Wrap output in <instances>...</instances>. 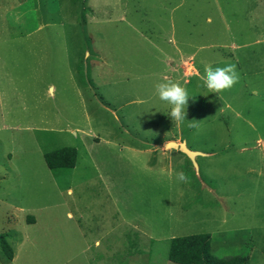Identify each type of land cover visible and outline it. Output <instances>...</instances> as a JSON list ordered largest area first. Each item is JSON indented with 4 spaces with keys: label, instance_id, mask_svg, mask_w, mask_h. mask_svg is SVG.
I'll use <instances>...</instances> for the list:
<instances>
[{
    "label": "rangeland",
    "instance_id": "1",
    "mask_svg": "<svg viewBox=\"0 0 264 264\" xmlns=\"http://www.w3.org/2000/svg\"><path fill=\"white\" fill-rule=\"evenodd\" d=\"M228 63L238 82L209 92ZM63 145L73 167L48 169ZM202 232L264 264V0H0V264H176L169 239Z\"/></svg>",
    "mask_w": 264,
    "mask_h": 264
},
{
    "label": "trees",
    "instance_id": "2",
    "mask_svg": "<svg viewBox=\"0 0 264 264\" xmlns=\"http://www.w3.org/2000/svg\"><path fill=\"white\" fill-rule=\"evenodd\" d=\"M42 158L46 167L52 171L71 168L75 163L76 151L72 146L63 145L43 152ZM0 250L5 259L10 261L13 252L5 233H0ZM166 258L176 264H246L245 259L240 255L230 257L213 255L210 251V235L207 232L171 237Z\"/></svg>",
    "mask_w": 264,
    "mask_h": 264
},
{
    "label": "clouds",
    "instance_id": "3",
    "mask_svg": "<svg viewBox=\"0 0 264 264\" xmlns=\"http://www.w3.org/2000/svg\"><path fill=\"white\" fill-rule=\"evenodd\" d=\"M236 64L228 63L225 66L213 67L211 64L204 66V73L199 76V79L207 87L209 92L219 93L225 89H230L239 80ZM155 92L160 100L167 102L171 106L169 115L172 120L177 122L185 119V108L188 103L189 94L185 87L179 82L172 80H164L155 84ZM190 127H195V124H190ZM177 181L188 183L189 178L183 172L175 174Z\"/></svg>",
    "mask_w": 264,
    "mask_h": 264
},
{
    "label": "water",
    "instance_id": "4",
    "mask_svg": "<svg viewBox=\"0 0 264 264\" xmlns=\"http://www.w3.org/2000/svg\"><path fill=\"white\" fill-rule=\"evenodd\" d=\"M163 145H169L173 148H176L177 150L185 153L190 158H192V156H194L196 154L195 151L187 149L183 143H176L173 141H167V142H164Z\"/></svg>",
    "mask_w": 264,
    "mask_h": 264
},
{
    "label": "crops",
    "instance_id": "5",
    "mask_svg": "<svg viewBox=\"0 0 264 264\" xmlns=\"http://www.w3.org/2000/svg\"><path fill=\"white\" fill-rule=\"evenodd\" d=\"M206 20H208V17L207 18H205ZM166 59V58H165ZM166 61V60H165ZM167 62V61H166ZM195 69L193 68V73H195V71H194ZM174 142H176V143H178V141H174ZM185 146H186V142H184L183 143ZM187 147V146H186ZM176 149V148H175ZM177 151V150H176ZM196 152V151H195ZM178 153V152H177ZM199 153V152H198ZM195 155H197V152H196V154ZM195 155L193 156V157H195ZM110 192V190H108V193ZM68 214V216H70V213H67ZM27 216V217H26ZM25 217H24V221H26V219L25 218H27V220L29 221L28 223H34L35 221H36V218L34 217V216H32V215H26ZM143 234L145 233V231L144 232H142ZM98 243V241L97 240H95L94 241V244H97ZM13 258V257H12ZM12 258H11V260H12Z\"/></svg>",
    "mask_w": 264,
    "mask_h": 264
}]
</instances>
